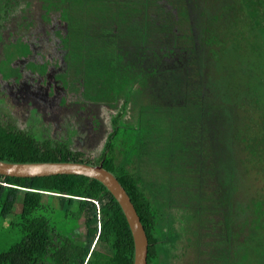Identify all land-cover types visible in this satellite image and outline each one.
Returning <instances> with one entry per match:
<instances>
[{
  "label": "trees",
  "instance_id": "trees-1",
  "mask_svg": "<svg viewBox=\"0 0 264 264\" xmlns=\"http://www.w3.org/2000/svg\"><path fill=\"white\" fill-rule=\"evenodd\" d=\"M18 1L0 0V14ZM35 1L36 10L45 11L42 18L52 13L68 23L72 61H85L72 64L83 69L85 85L94 90L107 76L109 95L95 102L122 104L93 160L74 151L71 140L39 139L1 121L0 160L101 164L136 210L147 237V264H264V0ZM21 2L22 24L36 17L29 1ZM132 51L142 61L139 53L148 51V66L123 63ZM161 75L181 100L176 93L159 110L167 136L158 147L148 135L156 118L147 123L145 116L131 115L124 121L122 115L147 105L143 82L150 77L156 86L165 83ZM206 122L214 131L199 134L195 162L188 146L181 147L195 136L175 130L188 123L207 133ZM117 137L123 143L114 142ZM175 149L182 150L173 156ZM165 154L173 161L165 163ZM202 156L221 165L223 189L207 188L219 172L210 171L216 165L203 163ZM176 173L186 175L185 188ZM209 189L214 193L205 194ZM215 193L220 197L213 202ZM0 220L17 237L0 249V264H133L121 208L100 182L84 176L0 175Z\"/></svg>",
  "mask_w": 264,
  "mask_h": 264
},
{
  "label": "flooded vegetation",
  "instance_id": "flooded-vegetation-1",
  "mask_svg": "<svg viewBox=\"0 0 264 264\" xmlns=\"http://www.w3.org/2000/svg\"><path fill=\"white\" fill-rule=\"evenodd\" d=\"M42 12L45 11L38 8L35 22L26 19L25 23H17L16 30L11 31L5 41L2 42L0 38V42H2L0 72L3 75L0 78V92L6 88L5 94L8 96L11 95V89H13L15 93L12 95L16 100L20 99L24 104L31 103L34 112L35 110L39 111L42 119L52 122L54 131L50 138L70 141L71 133L76 132L79 124L70 127L68 125L70 116L64 117L67 119L66 132L65 129L61 132L58 123H56L59 121L58 114L61 113L64 116L70 110L71 103L76 104L77 109L80 110H84L83 107L88 103L96 104L95 99H101L102 94L107 92L104 91L103 86L105 80L101 78L100 82L96 83V88L90 89L91 98L85 96L86 100L83 99L82 83L86 76L83 78V69L72 63H85V61H72L68 23L61 22L58 15L52 13H49V18L46 20L41 17ZM52 16L56 17V24L52 23ZM26 21H29L30 24H27ZM119 40L117 39V42ZM4 53L7 54V58L2 60ZM134 53L132 51L131 56L128 53L127 57H122L123 63L130 60L131 63H145V66H148L146 63L150 59L148 51L139 53L144 57L143 61L139 60ZM162 69L165 71L166 66H163ZM102 77L106 78L107 76ZM150 79L153 78L146 77L145 81H150ZM101 82L103 90H101ZM60 110L61 112H59ZM74 117L76 118V115ZM39 132L42 133V131ZM43 136L49 137L48 135Z\"/></svg>",
  "mask_w": 264,
  "mask_h": 264
},
{
  "label": "rangeland",
  "instance_id": "rangeland-1",
  "mask_svg": "<svg viewBox=\"0 0 264 264\" xmlns=\"http://www.w3.org/2000/svg\"><path fill=\"white\" fill-rule=\"evenodd\" d=\"M28 1H29V7H31V12L32 10L35 12L33 14V17L36 16L35 19L31 18L30 21L35 22L37 19V14H36L37 1L35 0H28ZM15 4L17 5H14V6L11 5L12 7L11 12H8L7 14H0V38L2 39V42L5 41V39L7 38L8 34L11 31L16 30L17 28L16 24L19 23L20 16H23V20H24L25 15L23 12H21V6L24 7L23 3L21 2V0H19L18 3H15ZM52 23L56 24V17L54 16H52ZM2 42H0L1 51H2V46H1ZM1 51H0V54H1ZM6 58H7V54L4 53L2 60ZM2 77L3 75L0 72V78ZM161 78L165 79V83L158 84L157 86L155 85V83L151 82L152 79H150V81L143 82L145 86L142 90V98H144L143 102L147 103V105L143 104V106L146 107L145 109L143 106L138 105L134 109H131V110L126 109V111L122 115L124 121L129 120L131 115L136 116V117L141 116V115L145 116L147 123L152 120L151 118L153 117L156 118L157 123L153 125V127L149 128L150 132L148 135L150 139H152L153 141L154 140L156 142L159 141L158 147H160L159 145L161 144L163 145V142L166 141L165 136H167V132H166L167 126L163 123V121L158 119V118H162L165 115V113H163V115H160L159 110H161V108L163 109L167 107V105H170L171 104L170 102L174 101L175 94L177 93L176 87L166 85L170 79H168L164 75H161ZM102 79L104 78L102 77ZM82 85L84 86L83 88L84 95H87L90 97L91 87L89 86V83L86 82V85H85V83L83 82ZM101 90H103L102 82H101ZM5 91H6V88H3L0 92V121L3 124L12 123L21 130H27V131L31 130L34 132L33 134L36 137L40 136L39 139H42L43 135H48L49 137H52V131H54L52 129V122L42 119L41 113L39 111L35 110L34 112V110L31 107V103L24 104L22 100L20 99L16 100L15 97L12 95L15 93L13 89H11V95H8V96L7 94H5ZM106 94L107 93L103 94L102 97H104ZM84 95H83V99L86 100ZM176 98H178V100H181L180 94L177 93ZM137 101H140V100H137ZM116 103L117 104L115 107H111L107 104H104L103 102H99L96 104L88 103L83 107L84 110L77 109V105L71 103L69 107L70 110L67 111L64 116H62L61 113L58 114L59 121L56 123H58L57 125L61 132L64 129L66 132L67 119L64 117L70 116L69 122H68V125H70V127L71 126L73 127L77 123L79 124L78 126L79 130H77L78 133H76L75 135H73V137H71L72 142L70 143V145L74 151L82 152L85 155V157L89 158L90 160H93L99 156L101 149L103 148V144H105L108 135L112 133V127L110 124L111 117L118 114L119 107L122 104V99H119ZM147 108L149 112L146 110ZM156 109H158V111H156ZM141 110L144 113H142ZM59 112H61V110ZM75 115H76V118L74 117ZM32 120L33 122H31ZM131 120H132V125H136L135 117H133ZM198 126L192 127L188 123H182L180 127H178L175 130L177 133H181L180 136H184V134L186 133H189L190 135L195 136L194 139L196 141L194 143L189 144V141L185 139L181 146L182 148L188 146L186 148L188 149V152H190L191 159H193L194 154L195 155L198 154L196 152L198 150L197 147L200 146V142L198 139L199 134L211 135L215 127L214 124H211L209 122L204 123L205 130L207 131V133H205L203 131H199ZM54 127H56L55 124H54ZM39 131H42V133ZM53 134L55 135L56 132ZM172 136L169 137L170 140L174 139ZM114 140H115L114 142H117V143L122 142L121 139H119L118 137L115 138ZM209 140L212 143L214 141L213 137H210ZM158 147L156 148L157 150H158ZM181 150L182 149H177V150L175 149L173 156H176L177 153L181 152ZM200 157H201L200 155H198L197 157H194V161L199 162L198 159ZM170 158H171V155H170ZM203 158L205 159L203 163H207L208 165L209 163L216 165V167L213 169L209 168L210 171L219 172V176L217 178L218 180H214L213 178L207 181V185H208L207 188H210V187L215 188V186H218V187L221 186L223 189L225 175L224 177H222L221 165H219L218 163H215L212 160H208L205 157ZM169 161L171 162L173 160L168 159V154H165L164 162L169 163ZM173 175L184 185L183 187L185 188L186 175L184 173H181V174L176 173ZM192 183L193 182L190 181V185ZM211 191L212 189H209L207 192H205V194L209 192L211 194L214 193ZM218 193L222 194L221 191ZM218 196L219 195L215 193L214 197L209 200L216 202L219 199L217 198ZM5 225H8L7 221L0 220V233H1L0 249H2V246L5 244H11L15 242L17 238L16 236L7 232ZM225 234L226 233L224 232V236Z\"/></svg>",
  "mask_w": 264,
  "mask_h": 264
},
{
  "label": "water",
  "instance_id": "water-1",
  "mask_svg": "<svg viewBox=\"0 0 264 264\" xmlns=\"http://www.w3.org/2000/svg\"><path fill=\"white\" fill-rule=\"evenodd\" d=\"M0 175L37 178L56 175H81L100 182L118 203L128 224L134 247L133 264H147V237L131 200L116 178L99 165L80 163H9L0 160Z\"/></svg>",
  "mask_w": 264,
  "mask_h": 264
},
{
  "label": "bare ground",
  "instance_id": "bare-ground-1",
  "mask_svg": "<svg viewBox=\"0 0 264 264\" xmlns=\"http://www.w3.org/2000/svg\"><path fill=\"white\" fill-rule=\"evenodd\" d=\"M51 163H54V162H51ZM61 163H73V162H61ZM80 164H82V163H80ZM87 165V164H86ZM92 166H94V165H92ZM102 166V165H101ZM103 168V167H102ZM57 176V175H56ZM81 176V175H80ZM94 180V179H93ZM117 180V179H116ZM120 184V183H119ZM124 189V188H123Z\"/></svg>",
  "mask_w": 264,
  "mask_h": 264
}]
</instances>
